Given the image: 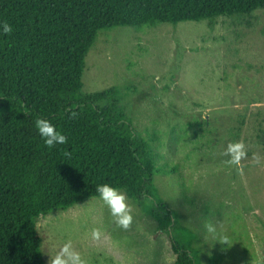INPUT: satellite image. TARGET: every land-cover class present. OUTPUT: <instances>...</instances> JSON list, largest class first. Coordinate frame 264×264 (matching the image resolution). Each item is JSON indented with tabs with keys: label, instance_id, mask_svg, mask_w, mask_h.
<instances>
[{
	"label": "rangeland",
	"instance_id": "rangeland-1",
	"mask_svg": "<svg viewBox=\"0 0 264 264\" xmlns=\"http://www.w3.org/2000/svg\"><path fill=\"white\" fill-rule=\"evenodd\" d=\"M82 81L85 93L117 86L136 130L155 139L156 197L175 212L185 228L175 233L200 264H264V162L250 163L254 152L264 155V8L213 22L101 30ZM240 140L249 157L242 172L220 155ZM128 203V231L100 196L39 216L46 264L68 240L87 264H174L167 235ZM97 227L99 246L90 236Z\"/></svg>",
	"mask_w": 264,
	"mask_h": 264
},
{
	"label": "trees",
	"instance_id": "trees-1",
	"mask_svg": "<svg viewBox=\"0 0 264 264\" xmlns=\"http://www.w3.org/2000/svg\"><path fill=\"white\" fill-rule=\"evenodd\" d=\"M264 0H0V264H46L37 219L124 190L165 233L174 264H200L175 212L156 197L154 138L120 106L117 86L85 93L86 56L99 31L250 15ZM75 112L77 115L72 116ZM51 121L67 144L49 148L35 126Z\"/></svg>",
	"mask_w": 264,
	"mask_h": 264
},
{
	"label": "clouds",
	"instance_id": "clouds-1",
	"mask_svg": "<svg viewBox=\"0 0 264 264\" xmlns=\"http://www.w3.org/2000/svg\"><path fill=\"white\" fill-rule=\"evenodd\" d=\"M4 34H11L13 31V26L7 22L0 25ZM77 114L72 113L75 117ZM35 126L38 130L39 135L44 140V143L49 148H53L56 145L67 144L68 138L61 132L57 130V127L49 120L44 118H38L35 121ZM223 157H226L224 163L228 166L235 167L237 171L242 172L245 167L243 161H247L248 148L243 140L237 142H229L227 147L220 153ZM264 162V155L260 152H254L251 157L250 163L255 166H259ZM96 191L100 195V199L103 201L104 205L109 209L114 223L118 228L128 231L133 225V209L128 203V198L126 193L120 191L118 188L110 184H100L97 185ZM207 231L209 233H214L216 227L214 225H206ZM91 240L97 245L103 239V233L100 228H93L90 233ZM222 243H228L226 237L221 239ZM48 264H87V261L83 258L81 253L76 250L73 246L71 240L64 243L55 255H51Z\"/></svg>",
	"mask_w": 264,
	"mask_h": 264
}]
</instances>
